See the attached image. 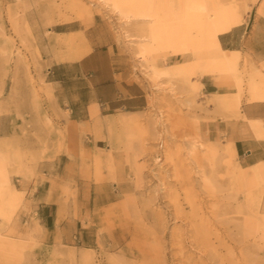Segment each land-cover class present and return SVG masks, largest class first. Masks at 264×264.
Returning <instances> with one entry per match:
<instances>
[{
    "label": "rangeland",
    "instance_id": "1",
    "mask_svg": "<svg viewBox=\"0 0 264 264\" xmlns=\"http://www.w3.org/2000/svg\"><path fill=\"white\" fill-rule=\"evenodd\" d=\"M97 1L82 0L81 10L69 0H0V149L21 156L18 167H6L13 190L0 188V264H79L83 252L93 264H188L201 257L205 264H264V184L241 166L229 142L201 133L202 123L219 114L237 116L241 96L264 101V65L225 51L218 40L264 17V0H144L147 12H156L147 22H126ZM210 25L223 31L212 38ZM115 77L143 89V108L113 110L104 104L107 88L92 94ZM204 77L234 94L205 95ZM160 134L170 153L162 168L148 155ZM116 136L119 144L111 142ZM197 140V161L190 164L188 149ZM135 166L147 169L141 178ZM100 185L106 186L101 198L116 196L98 209ZM43 196L53 203L50 213L57 209L60 219L76 222L73 243L41 227L34 208ZM170 197L184 206L176 220ZM189 214L197 217L187 223ZM199 215L210 234L198 248L189 226Z\"/></svg>",
    "mask_w": 264,
    "mask_h": 264
},
{
    "label": "crops",
    "instance_id": "2",
    "mask_svg": "<svg viewBox=\"0 0 264 264\" xmlns=\"http://www.w3.org/2000/svg\"><path fill=\"white\" fill-rule=\"evenodd\" d=\"M95 33H97V27H93V36H91L93 44L90 47L96 45ZM218 40L221 48L225 51L229 53L237 51L242 58L246 57L249 62L255 65H264V17L253 19L249 25L246 23L238 25L231 31L220 35ZM92 54L94 53L85 56L83 61L88 60ZM121 75V72L115 74V76ZM201 85L203 93L207 96L234 94V92L227 91V87L224 85L218 87L210 77H204ZM101 88L109 90L104 104L112 107L113 110L120 108L141 109L145 105V93L136 83H128L127 80H118L115 77L106 82L104 86L98 85L95 90L93 89L92 94L96 97V91ZM237 114V116L228 114L221 116L219 114L214 120L202 123V136L210 142L231 143L241 166L246 170L253 168L258 178L257 182L264 184V136H262L264 135V101H250L246 96H241ZM257 134H262V137H258ZM102 186H98V193L95 196V207L98 209L110 205L116 196L114 193H109L101 198L100 192L106 188V186ZM37 199L36 207L31 205V209L34 208L36 211L41 227L49 235L60 239L62 243H73L77 239L76 222L72 218L60 219L57 209L53 214L50 213L53 203L46 201L45 196L37 197Z\"/></svg>",
    "mask_w": 264,
    "mask_h": 264
},
{
    "label": "bare ground",
    "instance_id": "3",
    "mask_svg": "<svg viewBox=\"0 0 264 264\" xmlns=\"http://www.w3.org/2000/svg\"><path fill=\"white\" fill-rule=\"evenodd\" d=\"M252 3H254L255 2V0H250ZM97 2H100L101 4H103L104 6H106L107 8H111L112 10H113V12H115L116 14H117V16L120 18V19H123V20H125L126 22H130V21H134V22H136V21H148L147 20V18H154L155 17V15H156V12L155 11H149V12H151V13H149V12H147L149 9H146L145 8V4H144V0H98ZM68 4H70V6H77L78 7V9L79 8H81V10L83 9V5H82V0H69V3ZM148 13V14H147ZM23 19H25V18H23ZM208 29H207V33L210 35V36H212V38H214L216 35H217V33H219V32H221V31H223V29H218L215 25H210V28H209V26L207 27ZM218 53H220V54H222V55H225V52L223 51V50H221V49H219L218 50ZM149 67H150V69H151V74L155 77V78H158L159 76H160V73L158 72V70H156V67L154 66V65H149ZM204 74L206 73V74H211V75H213L214 74V72L212 71V70H205L204 72H203ZM213 97V96H212ZM212 99H214V103H217V104H219V102H220V98L217 96H215L214 98H212ZM160 133V132H159ZM156 134V133H155ZM157 135V134H156ZM262 135V134H261ZM260 135V136H261ZM153 136V135H152ZM159 136V135H158ZM157 136V137H158ZM260 136H258V137H260ZM262 136H264V135H262ZM261 136V137H262ZM154 137V136H153ZM160 137H162L161 136V134H160V136L158 137V140L160 139ZM164 138V137H163ZM197 138V137H196ZM200 138V137H199ZM153 139V138H152ZM151 139V140H152ZM157 139V138H156ZM156 139H153L154 141V144H156L157 142H158V140H157V142L155 141ZM123 139H122V137L121 136H116V137H114L113 138V140L111 141L112 143L113 142H115V144H119L121 141H122ZM195 141V140H194ZM201 141H202V139H201ZM156 142V143H155ZM5 144V143H4ZM149 144H151V143H149ZM158 145V147H157V149L155 150L154 148L156 147L155 145H154V147H152L153 149H154V151H152V149H150L151 148V146H150V152L148 153V155H149V159H150V163L151 164H153L154 166H158L159 165V163L162 161V159L163 160H168V159H170V157H169V155H170V153H168V151L166 150V152H165V144H163V141H162V139H160L159 140V142L157 143ZM0 145H1V143H0ZM165 145V146H164ZM198 145V146H197ZM229 145H230V148H231V150H232V148H233V145L231 144V143H229ZM2 146V145H1ZM4 146V145H3ZM6 146V145H5ZM146 146H148L147 144H146ZM199 146H201V144H199L198 143V140L196 141V143H192L191 145H190V147H189V149H188V162L190 163V161H192V162H194V163H196V153H197V147H199ZM168 147V146H167ZM1 148V147H0ZM5 148V147H4ZM4 148H2V149H4ZM148 148L146 149L147 151H148ZM169 148V147H168ZM167 148V149H168ZM2 149H0V188L1 187H3L5 190H8V191H12L13 190V188H12V185H11V183H9L10 181L8 180V176H7V172H6V169L7 168H9V167H7V166H9L10 164V167L12 166V163H14V164H16L17 165V167L20 165V163H21V156L20 155H18V154H16V153H14V154H11V153H9V152H7V151H3ZM138 149H142V148H138ZM144 149V148H143ZM179 151V150H178ZM234 151V150H233ZM233 151H232V154H234L233 153ZM138 152V151H137ZM137 152H136V155H137ZM144 152V151H143ZM139 153V152H138ZM165 153V154H164ZM210 154H212V155H215V153H216V149H211V152H209ZM141 154V153H140ZM139 154V155H140ZM223 154V153H222ZM134 155V157H132V159L133 158H138V160H139V157L140 156H135V154H133ZM132 155V156H133ZM184 155V154H183ZM143 156V155H142ZM144 156H146V155H144ZM143 156V157H144ZM216 156V155H215ZM225 156V155H224ZM182 157H184V156H182ZM142 158V157H141ZM145 158V157H144ZM165 158V159H164ZM127 159V158H126ZM146 159V158H145ZM134 160V159H133ZM132 160V161H133ZM142 160H144V159H142ZM147 160V159H146ZM136 162V161H135ZM133 163V162H132ZM140 163V162H139ZM139 163H138V165H139ZM149 163V164H150ZM107 164H108V166L109 167H112L113 166V164H115V163H113V160L112 159H108V161H107ZM133 164H135V163H133ZM141 164V163H140ZM162 164L163 163H161L160 165L162 166ZM179 164H180V162H179ZM185 164V166H186V163H184ZM191 164V163H190ZM147 165V164H146ZM160 165L158 166V167H160ZM140 166V165H139ZM139 166H135L134 167V170H135V173L138 175V177H140L139 175L141 174V171H142V169L144 168H142V167H139ZM147 166H149V165H147ZM173 166H175L174 164H173ZM188 166V165H187ZM7 167V168H6ZM14 167V166H13ZM108 167V168H109ZM146 167V166H145ZM152 167V166H151ZM151 167H150V169H151ZM164 167V166H163ZM178 167H181L180 165H178ZM12 168V167H11ZM16 168V167H15ZM113 168V167H112ZM147 168V167H146ZM160 168H162V167H160ZM14 169V168H13ZM21 169V168H20ZM145 169V168H144ZM12 170V169H11ZM14 170H16V169H14ZM109 170H111V168L109 169ZM145 170H147V169H145ZM157 170V169H156ZM159 170V169H158ZM162 170H164V169H162ZM177 170V169H176ZM181 170V169H180ZM183 170V169H182ZM149 171V170H148ZM151 171H152V169H151ZM186 171V170H185ZM187 171H188V169H187ZM186 171V172H187ZM12 172H14V171H12ZM11 172V173H12ZM16 172V171H15ZM158 173H160L161 172V170H160V172L159 171H157ZM113 173V172H112ZM122 173V172H121ZM120 173V174H121ZM153 173V172H152ZM156 173V172H155ZM155 173H153V175L155 174ZM162 173V172H161ZM183 173V172H182ZM190 173H191V170H190ZM23 174V173H22ZM148 174V173H147ZM186 174V173H185ZM123 175V174H122ZM145 175V174H144ZM144 175H142V176H144ZM152 175V176H153ZM188 175H189V173H188ZM192 175V174H191ZM121 176V175H120ZM155 176V175H154ZM158 176H160V174L158 175ZM22 177V176H21ZM29 177V176H28ZM122 177V176H121ZM161 177V176H160ZM183 177V176H182ZM137 178V177H136ZM141 178V177H140ZM162 178V177H161ZM179 178V177H178ZM181 178V177H180ZM10 179V178H9ZM121 179V178H120ZM165 179V178H164ZM164 179H163V181H164ZM154 180V179H153ZM156 180V179H155ZM157 180H158V178H157ZM142 182H144V180H141ZM140 181V182H141ZM162 181V180H161ZM163 181H162V183H163ZM175 181V180H174ZM177 181V180H176ZM181 181V180H180ZM139 182V178H138V181H137V183ZM141 182V183H142ZM155 182V181H154ZM178 182V181H177ZM185 182V181H184ZM201 182H202V184L204 185V186H206L207 185V183L206 182H208V180L207 179H204L203 178V180L201 179ZM200 182V183H201ZM240 182V181H239ZM160 183V182H159ZM156 184V183H155ZM184 184V183H183ZM202 184H201V187H202ZM146 185V184H145ZM151 185V184H150ZM163 185H165V183H163ZM179 185V184H178ZM141 186H143V185H141ZM158 186V185H157ZM180 186V185H179ZM188 187H191V186H189V185H187ZM208 186V185H207ZM164 187V186H163ZM167 186H165V188H166ZM181 187H183V185L181 186ZM154 188V187H153ZM193 188H195L194 186H193ZM159 189H160V187H159ZM164 189V188H163ZM171 189V188H170ZM179 189V188H178ZM204 189H205V187H204ZM147 190V189H146ZM153 190V189H152ZM155 191H156V189H155ZM164 191V190H163ZM166 191V190H165ZM164 191V192H165ZM169 191V190H168ZM167 191V192H168ZM185 191H187L188 192V190H185ZM185 191H183V192H185ZM157 192V191H156ZM174 192V191H173ZM187 192H185V193H187ZM145 193V192H144ZM155 193V192H154ZM159 193V192H158ZM177 194L179 193V192H176ZM184 193V194H185ZM160 194H162L161 192H160ZM164 194H166V193H164ZM169 194V193H168ZM168 194H166V195H168ZM157 195V194H156ZM159 195V194H158ZM171 195H172V193H171ZM180 195V194H179ZM188 195H189V193H188ZM190 195H191V193H190ZM155 196V195H154ZM150 197V196H149ZM148 197V198H149ZM156 197V196H155ZM159 197H160V195L157 197L158 199H159ZM166 197V196H165ZM167 198H168V196H167ZM178 197H170V199H169V203L173 206V208H174V215H172V216H174V218H175V220H176V218H177V215L181 212V210H184L183 209V207L181 208V205H179V202H178V199H177ZM181 197H179V199H180ZM191 198V197H190ZM154 199V198H153ZM164 199V198H163ZM189 198H186V200H187V203L186 204H188L187 206H191V211H192V208L194 207V203H193V201L191 200L190 201V199L188 200ZM145 201V200H144ZM156 201V200H155ZM160 201V200H159ZM184 201V200H183ZM133 202V201H132ZM137 202V201H136ZM158 202V201H157ZM166 202V201H165ZM147 203V202H146ZM153 203V202H152ZM185 203V202H184ZM183 203V204H184ZM148 204V203H147ZM150 204V203H149ZM161 204V203H160ZM185 204V205H186ZM155 205V204H154ZM154 207V206H153ZM152 207V208H153ZM157 207V206H156ZM170 206L168 205V208H169ZM201 207V206H200ZM142 208H143V206H142ZM148 208H151V207H149L148 206ZM158 209H159V207H157ZM171 208V207H170ZM187 208H189V207H187ZM155 209V208H154ZM195 209V208H194ZM193 209V210H194ZM130 210H131V208H130ZM160 210H162L161 209V207H160ZM168 210V209H167ZM170 210V209H169ZM165 211H166V209H165ZM172 211H173V209H172ZM171 212V211H170ZM169 212V213H170ZM185 212V211H184ZM182 213V216L183 217H185L186 219H188L187 217V214L185 215V213ZM151 213H153V212H151ZM208 213V212H207ZM160 214L161 213H159V212H157L156 213V215L158 216L157 218H156V220L157 219H159V216H160ZM166 214H167V212H166ZM181 214V213H180ZM191 214H196V213H191ZM203 214V213H202ZM134 215V214H133ZM142 215V214H141ZM190 215V214H189ZM197 215V214H196ZM192 216V215H190L189 217L191 218H189V220H187V223H188V221H190V222H193V220H195V218L193 219L192 217H197V216ZM162 216L165 218V216L162 214L161 216H160V218L162 219ZM192 216V217H191ZM198 217H200V215L198 216ZM202 217V216H201ZM200 217V220L198 221V220H196V221H198L199 223L197 224V225H194L193 223H192V225L191 226H189V227H191L192 229V234H193V240L194 241H196L194 244L196 245V247H203V246H205L206 244H207V242H208V237H206V236H208L207 234H210V233H208L207 231V228H206V230L204 229V232H203V229H202V226L205 228V226L203 225V224H205L203 221H205L203 218H201ZM204 217V216H203ZM172 218V217H171ZM197 219V218H196ZM163 220V219H162ZM162 220H158V221H162ZM165 220V219H164ZM181 220L182 219H180V222H181ZM184 220V219H183ZM182 220V221H183ZM186 221V220H185ZM179 222V221H178ZM162 223V222H161ZM159 224V222H158V227L161 225V227H163L162 226V224ZM166 223V222H165ZM164 223V224H165ZM195 223H197V222H195ZM184 224H185V222H184ZM190 225V224H189ZM186 226H188V224L186 225ZM206 227H208V226H206ZM210 230H211V228H210ZM190 232V233H191ZM203 232V233H202ZM207 232V233H206ZM191 234V235H192ZM183 235V234H182ZM190 235V234H189ZM213 235V234H212ZM180 236V235H179ZM214 236V235H213ZM217 236V235H216ZM175 237V236H174ZM181 237V236H180ZM207 238V239H206ZM211 238V237H210ZM218 238V237H217ZM191 239V238H190ZM175 240V239H174ZM178 240V239H177ZM177 240H176V243H178L177 242ZM181 240V239H180ZM188 240V239H187ZM211 240V239H210ZM190 242V241H189ZM181 243V242H180ZM209 243H210V241H209ZM214 244V243H213ZM216 245V244H215ZM208 246V245H207ZM207 246L205 247V248H207ZM177 247V246H176ZM195 247V248H196ZM178 249V248H177ZM205 250V249H204ZM203 251V250H202ZM206 251H208V250H206ZM180 253V252H179ZM202 253V252H201ZM204 253V252H203ZM211 253V252H210ZM163 254V253H162ZM205 254H207L206 252H205ZM174 255V254H173ZM203 255V254H202ZM205 256V255H204ZM207 256V255H206ZM121 257V256H120ZM175 257H177V256H175ZM180 257V256H179ZM188 257H186V259H187ZM202 258V257H201ZM201 258H199V261L196 263V261L195 262H193L192 261V259H191V263H189L188 262V264H205V262L203 263L200 259ZM205 258V257H204ZM174 259V258H173ZM176 259V258H175ZM163 260V259H162ZM178 260V259H177ZM188 260H190L189 258H188ZM121 261V260H120ZM187 261V260H186ZM215 261H216V259H215ZM150 263V262H149ZM187 262H185V264H186ZM214 263V262H213ZM218 263V262H217ZM79 264H93V261H92V257H90L86 252H83V253H81L80 255H79ZM109 264H118L117 263V260H110V263ZM120 264V263H119ZM152 264V263H151Z\"/></svg>",
    "mask_w": 264,
    "mask_h": 264
}]
</instances>
